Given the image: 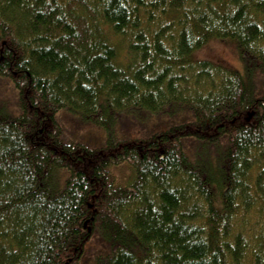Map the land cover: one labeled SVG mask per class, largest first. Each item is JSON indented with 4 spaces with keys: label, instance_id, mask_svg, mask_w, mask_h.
Returning <instances> with one entry per match:
<instances>
[{
    "label": "trees",
    "instance_id": "16d2710c",
    "mask_svg": "<svg viewBox=\"0 0 264 264\" xmlns=\"http://www.w3.org/2000/svg\"><path fill=\"white\" fill-rule=\"evenodd\" d=\"M213 39L243 66L192 58ZM0 76V264H264V0H0ZM179 103L100 147L55 117Z\"/></svg>",
    "mask_w": 264,
    "mask_h": 264
},
{
    "label": "rangeland",
    "instance_id": "374dc122",
    "mask_svg": "<svg viewBox=\"0 0 264 264\" xmlns=\"http://www.w3.org/2000/svg\"><path fill=\"white\" fill-rule=\"evenodd\" d=\"M228 41L213 39L201 48L194 50L191 54L192 58L210 59L230 67L241 68L243 63L236 48L233 43ZM0 106L12 114H18L21 110L18 105L17 90L8 76H0ZM192 116V110L184 103L174 105L172 111L167 108L158 112L137 110L132 107L119 111L104 108L99 113L98 120L85 116L84 112L72 111L64 107L55 114L65 141L79 142L89 147L104 146L109 136L118 139L141 138L154 131L191 119ZM189 155L193 156L190 150ZM110 177L115 179L116 183H121L130 181L134 176L130 165L123 162L120 165H111ZM95 244L92 242L88 250L91 251ZM89 251H86L87 256L81 260L84 264L94 258Z\"/></svg>",
    "mask_w": 264,
    "mask_h": 264
}]
</instances>
